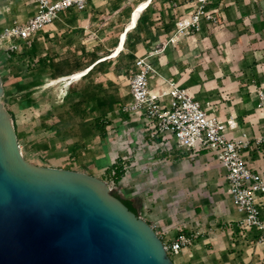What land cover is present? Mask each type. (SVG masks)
<instances>
[{
  "label": "crops",
  "instance_id": "obj_1",
  "mask_svg": "<svg viewBox=\"0 0 264 264\" xmlns=\"http://www.w3.org/2000/svg\"><path fill=\"white\" fill-rule=\"evenodd\" d=\"M123 1L126 0H114L110 10L107 11L108 16H110L108 20L107 17L102 20L101 15L98 16V13L91 10L93 8L96 10L99 7L105 8L103 0H87L86 8L78 12L73 21H70L71 13L69 10L62 11L46 27L45 31L53 29L52 33L58 34L62 28H68L63 32L61 42L52 40L53 53L51 55L57 52L55 60L66 64L70 68L69 74L51 78L46 76V74L48 75L46 72V74L40 75L41 79L48 77L58 81L60 78L74 73V68L70 66L73 60H69L71 62L67 64L65 63L67 60L65 62L61 60V54L65 51L64 49L78 48L80 44L85 45V50L90 54L93 49L97 50L101 56L97 61L112 60L113 64L116 56L109 57V55L112 54L117 45L107 48L109 54L105 56V51L101 50L99 40L109 38V43H111L117 34L113 33L111 36L107 34L120 23L123 25L122 30H125L128 22L123 23L122 20L127 14V9H123V7L117 9L118 4H123ZM143 1L145 0H137L136 2L139 4ZM149 6L152 11L151 19L154 23L157 19L166 22V10L170 13L172 11L168 2L161 3L158 0H150L138 17L141 14L146 15L148 13L146 9ZM211 6L214 12H219L222 16L223 24L215 25V23L201 20L198 28L180 36L175 43H168L164 47L162 42L169 33H161L159 32L161 28L151 26L150 32L144 33L145 41L137 45L135 55L150 54L152 64L158 72L157 75L150 78L151 87H156L159 84V86L167 88L166 80L174 81L197 99L202 107L208 108L210 111L213 110L224 120L232 118L236 127L228 135L238 138L245 137L249 140L248 146L243 148V154L249 164L264 175V100L260 101L258 97L259 91L264 92V0H214ZM116 10L119 11L117 14H115ZM34 12L35 3L32 0H0V31L3 27L10 25L13 20L23 21ZM45 35L48 33L46 32ZM188 44L190 45L188 49H179ZM157 46L162 47L163 52L158 55L151 53ZM212 46H215L221 55L218 56L219 58L214 57L213 60L207 62V67L203 68L199 64L198 57L209 52V47ZM81 58L82 53H78L72 59L78 62ZM91 66L92 61L83 69L85 73ZM91 77L94 81L104 85L109 77L115 82L113 86H118L115 96L119 101L115 109L108 113V116L111 117V125H115L114 129L105 138L99 137L96 133L93 134L87 147L77 150L78 153L75 158L69 159L68 154L71 151L73 140L71 138L65 140L55 138L53 131L45 128L40 121V115L46 113L52 104H57L61 100L58 102L50 101L46 110L37 113L39 122H36L35 118L33 120L34 132L50 131V136L43 138V140H35L31 150H36V153L43 152L47 148L44 143L48 140L51 148H54L56 141L63 142L65 144L61 150L53 154L55 160L67 159L72 165L78 163L79 167L90 170L91 174H100L101 176L108 163L105 161L104 153L92 154L91 146L95 141L94 138L98 137L100 141H103V147H105L104 144L108 138L120 133L121 130L122 135H118L119 140L129 138L131 144L132 141L136 140V134L144 131V122L142 119L134 118L136 116H129L128 113L123 112L118 107L130 100V94L126 86H121L120 81L117 80L119 78L111 70V67L108 72H98L97 75ZM43 80L33 87L36 102L27 108L33 109L41 104L42 93L37 89L42 86ZM75 81H81V78ZM221 82L224 83L223 86H220ZM216 88L224 91L227 96L222 99ZM50 89V87L47 88V91ZM50 121L51 118H47L44 122L48 124ZM258 137L261 138L259 142L256 141ZM149 140L151 144L147 146L148 150L143 149L141 151V153L143 152V161H145L143 167L149 160L156 159L165 161L163 163L164 171L173 170L175 167L174 178H178L179 181H176L178 186H165L157 190L159 196L169 197L171 194L173 200L166 199V202L169 201L166 212L163 211L156 215L146 212V210L144 212V204L142 205V201L151 196V191L156 187L154 184H151L152 186H139L143 194L125 192L124 189L126 190V188L122 189V194L140 200L138 206L140 214L149 223L154 224V229L162 241H169L178 234L174 228L175 223L180 221L187 233V225L195 224L194 228H198L199 234L190 245L183 247L179 254L173 256L174 263L264 264V240H258L259 232L257 229L244 230L240 228L238 220L241 214L236 210L227 192L225 169L216 160L214 154L209 150L192 152L179 147L176 157L173 160H166L169 155L171 156L170 149L173 148L174 141L169 138L164 140V144H161L160 138ZM144 144H148L147 141ZM104 152L106 153V150ZM107 152H109L110 158L115 157L112 155V151ZM179 152L182 154H178ZM134 154L133 151L127 155L122 153L120 156L125 159L133 157ZM70 168L76 169L77 167L70 166ZM147 170L150 172V176H153L162 169L160 165V167L153 168L147 166ZM259 198L261 200L259 204L260 216L264 219V194H259ZM175 199L177 202L174 203ZM165 201H163L164 204H166ZM142 212L144 213L142 214ZM191 229L193 228L191 227Z\"/></svg>",
  "mask_w": 264,
  "mask_h": 264
},
{
  "label": "water",
  "instance_id": "obj_2",
  "mask_svg": "<svg viewBox=\"0 0 264 264\" xmlns=\"http://www.w3.org/2000/svg\"><path fill=\"white\" fill-rule=\"evenodd\" d=\"M3 95L0 75V264H175L107 180L28 160Z\"/></svg>",
  "mask_w": 264,
  "mask_h": 264
},
{
  "label": "built area",
  "instance_id": "obj_3",
  "mask_svg": "<svg viewBox=\"0 0 264 264\" xmlns=\"http://www.w3.org/2000/svg\"><path fill=\"white\" fill-rule=\"evenodd\" d=\"M35 12L23 21L13 22L2 28L1 37H16L30 44L36 34L45 31L62 11L86 8L87 0H32ZM196 3L191 11L174 20L172 32L163 41V47L175 43L180 36L198 28L202 19L216 21L214 11L208 9L209 0H193ZM16 46L9 43L5 49ZM156 67L146 55H139L129 69L128 85L131 100L121 107L122 110L140 117L144 122L143 130L150 137L164 140L172 139L176 146L197 152L211 151L219 164L225 169L227 192L238 213L241 229L258 230V240H264V219L260 216L259 194H264V175L251 166L243 154L249 140L245 137L229 136L236 127L232 118L222 119L218 114L201 106L187 90L171 80L168 87H151L150 78L157 75ZM260 101L264 92L259 91ZM261 141V138H256ZM154 228V224H151ZM199 231L179 232L173 239L162 241L168 255L179 254L183 247L190 245ZM169 255V256H170Z\"/></svg>",
  "mask_w": 264,
  "mask_h": 264
},
{
  "label": "rangeland",
  "instance_id": "obj_4",
  "mask_svg": "<svg viewBox=\"0 0 264 264\" xmlns=\"http://www.w3.org/2000/svg\"><path fill=\"white\" fill-rule=\"evenodd\" d=\"M137 0H126L123 1V4H118V8H122L123 9H127L129 17L131 16L132 10L134 9V7L137 5ZM225 2V1H224ZM103 3L105 4V8H96V10H94L95 8L91 9L93 10L95 13H98V16L101 15V19L104 20V18L107 17V20L110 18L109 13L107 12L108 10H110L111 6L114 3V0H103ZM214 3V0H209L208 5L209 8L208 9H213L211 8L212 4ZM196 3L193 0H175L174 4L172 5V11L171 13L166 10V18L167 21L163 22L161 19H157L153 24V26H155L156 28H161L159 32H172L173 27L172 24L174 26V20L175 18H177L178 16L185 14L189 11H191L193 8H195ZM169 9V8H167ZM119 10V9H118ZM117 12L119 11H115V14H117ZM214 16L216 17V21L212 23H215V25H220L223 24L222 21V16L219 14V12H214ZM205 21H208L206 19H202ZM211 22V21H208ZM214 26V25H213ZM212 26V27H213ZM68 29V28H67ZM62 28L61 32L58 34L52 33L54 30L53 29H47V31H42L38 34H36V49L39 51L40 54L45 55V53L47 51H49L51 54L53 53V47L51 48L52 45V40H55L57 42H61V39L63 38V32H65V30ZM123 29V25H121V23L119 25H116L115 27H113V29L107 34L108 36L112 35L113 33L117 34V40L119 41L120 39V32ZM162 30V31H161ZM46 32L48 33V35H45ZM51 32V33H49ZM210 33V32H209ZM167 37V36H166ZM165 37V39H166ZM79 40H81V38H79ZM17 41L16 37H1L0 38V50H4L5 46L9 43H15ZM100 41V45H101V50L104 52L107 50V48H111V43H109V38H104L99 40ZM165 41V40H164ZM19 43V42H18ZM163 43V42H162ZM82 44H80L79 46H81ZM189 44L188 45H184L181 46L179 49L181 50H186L189 48ZM21 49V44L17 47V51L20 52ZM65 51L61 54V60H64L65 63L69 64L68 62H71L69 60H73L72 63L70 64L71 67L74 68V72L76 71H81L83 70L93 59L92 54H90L87 50H83L82 52L80 51L81 49L79 48H68V49H64ZM221 50V49H218ZM209 52L204 53L202 56L200 55L198 57L199 60V64L203 67L206 68L207 67V62H209L210 60H213V58H219L218 56L221 55V52H217V48H215V46L209 47ZM163 52V48L160 46L155 47L151 53H156L161 54ZM78 53H82V58L77 62V60L72 59L75 54ZM147 58L150 60L151 63H153V61H151L150 59V54L146 55ZM3 64L1 62L0 59V75L5 77V81H4V85L12 90H15L13 88H11L13 86V84H15L16 82L22 83L23 80H29V75H27V77L23 76L21 77V71H23L24 67L22 65V63L15 61V58H11L10 60H8L5 63V67L3 68L2 65ZM12 65V67H10ZM46 74V73H45ZM46 76H48L46 74ZM44 79V80H43ZM41 80H43V84L41 87H39V92L42 93V99H41V104L37 107H34L33 109H29V108H23L22 106H20L18 103L15 102H10L7 101V106L6 108L12 109V111L14 112L15 118L17 120V128L20 134V138L19 140V144H20V148L21 151L23 152L24 156L35 163L38 164H42V165H48V166H57V167H63V168H70L75 166L77 167L76 170H80V171H84L87 173H91L90 170L88 169H84L83 167H79L77 164L72 165L71 162L67 161V159L61 161V160H55V158L53 157V154H56L57 152H59V150H61V148L64 146L65 143L63 142H59L56 141L54 144V148L50 147V141H45L44 144H46L47 148L43 151V152H37L36 150H31V148H33L32 144L35 140H43V138H48L50 136V131H40V132H34V125L30 120L31 116L35 115V121L39 122L38 119V115L37 113H39L40 111H44L47 109V107L49 106V102L50 101H54V102H58L62 99L63 93L65 91V87L68 83L67 79H62V80H51L48 77H43ZM118 81H120L121 86L123 87H127L129 88L128 85V78H123V79H117ZM224 83L221 82L220 86H223ZM51 88L49 91H47V88ZM217 92L220 94V97L222 99H224L227 95L224 93V91L219 90L218 88H216ZM37 94V93H36ZM126 103V102H125ZM122 103L120 105V107L123 106ZM125 113H128L127 111L122 110ZM213 111V110H212ZM32 113H34L32 115ZM129 116H136L134 114H130L128 113ZM122 117V116H120ZM137 118L138 120H141V118L139 117H134ZM144 126V125H143ZM115 127V125H110V130H113ZM114 133V132H113ZM119 134L122 135V131L120 130V133H116L115 135H112L111 137L108 138V140L106 141V143L104 144L105 147H103V141H100V139L98 137L94 138V142L91 146V152L93 155H98V154H105V161L106 163L110 164L113 160H115L116 157H121L120 155L123 153L124 155L130 154L134 151V156L133 157H128L125 158L127 159V163L126 165V169H125V173L123 175V177L121 178V180L118 183L113 184L112 182H109V186L111 188V191H117L122 193V189L126 188V190L124 189V191H130V192H135L136 194H143V192H141V187L139 186H152L151 184H154V186H156L154 188L151 194V196H148L147 198H145V201H142V205L144 204V212L146 210V212H150L153 214H159L163 211L166 212V207L168 206V202L169 201H165L166 199H170L173 200L171 194H169V197H161L159 196V194L157 193V190L161 187H165V186H178L176 184V181H179L178 178H174L175 174H176V170L175 167L174 169L167 171H164V165L163 163L165 162L164 160L161 159V161H159V159L156 160H149L148 163H145V167H143V163L145 161H143V157H142V153L141 151L144 150H148L147 146L149 144H151V141L149 139H154V137H150V135H148L145 131H142V133H138L136 134V140L132 141L133 143L130 144L129 138H125V140H119ZM126 137V136H125ZM148 144H144V142H146ZM173 141H171L172 143ZM43 143V142H42ZM174 143V142H173ZM172 143V144H173ZM175 144V143H174ZM173 144V148H171L170 152H171V156L169 155L168 158H166V160H173L174 157H176L177 154V148H179L178 146H174ZM30 146V149H29ZM180 149V148H179ZM104 150H106V153L104 152ZM122 153H121V151ZM107 151H112V155H114L115 157L110 158L109 152ZM130 152V153H128ZM153 152V151H152ZM178 154H182V153H178ZM178 156V155H177ZM124 159V158H123ZM174 163V162H172ZM161 165V171L156 172L153 176H150V172L147 170V166L148 168H153L156 166L160 167ZM168 166V165H167ZM170 166V165H169ZM72 169V168H71ZM75 169V168H74ZM178 169V167H177ZM134 172V173H133ZM103 173V172H102ZM101 173V174H102ZM132 174V175H131ZM97 176L101 177L100 174H97ZM125 177V178H124ZM124 178V179H123ZM173 195V194H172ZM143 197V195H142ZM164 198V199H163ZM168 199V200H169ZM178 199V198H177ZM166 202V204H164V202ZM177 202V200L175 199L174 203ZM142 212V214L144 213ZM139 215L141 217H143L140 212ZM155 222V221H154ZM153 222V223H154ZM156 224V222H155ZM183 224L179 221L178 223L174 224V228H176V231L179 232H185L184 227L182 226ZM191 227L193 229H195L196 231H199L198 228H194L195 224H193L192 226L190 224L187 225V231L188 233L191 232L193 229H191ZM172 228V229H174ZM200 232V231H199ZM187 233V232H185ZM170 255V254H169ZM171 258H173L172 255H170Z\"/></svg>",
  "mask_w": 264,
  "mask_h": 264
},
{
  "label": "trees",
  "instance_id": "obj_5",
  "mask_svg": "<svg viewBox=\"0 0 264 264\" xmlns=\"http://www.w3.org/2000/svg\"><path fill=\"white\" fill-rule=\"evenodd\" d=\"M158 1L161 3L168 2L169 6L172 7L175 0ZM68 10L69 13H71L70 21H73L77 17V13L84 9L81 11L75 9ZM121 11L124 12L123 10ZM146 12L148 13H146V15L141 14L137 18L134 27L126 32L123 47L117 53L113 64L112 60L97 61L101 56L98 54L97 50L93 49L91 51L93 56L92 66L87 73L81 76V81L69 82L65 87L61 101L57 104H52L46 113L40 115L41 124L45 128L52 130L55 138L62 140L71 138L73 140L71 143V151L68 154L69 159L73 160L78 153L77 150L85 149L87 147L93 134L96 133L99 137L105 138L111 131V117L108 116V113L115 109L119 101L115 96V91L118 90V86H113L115 82L109 77L104 85L101 82L94 81L91 76L97 75L98 72L106 73L111 67V70L115 73L117 78H127L129 69L133 67L134 61L137 57L135 55L137 45L145 41V34L150 32L149 28L154 24L151 19L152 11L150 6L146 9ZM128 21L129 14L127 11L122 22L127 23ZM156 34H158V32H156ZM36 39L37 38L34 37L31 43L27 44L24 40L17 38V41L13 43L16 46L15 49L0 50V59L3 63L1 64L3 68L8 60L15 58V61L22 63L24 67L23 71H21V77H27V75L30 77L29 80H23L22 83L18 84L16 82L13 84L11 88L15 87V90L9 89L3 84L4 99L18 103L23 108L30 107L36 102V98L33 95V87L42 82V80H40L41 74L47 72L49 77L56 78L60 75L69 74L68 71L70 69L63 62L55 60L57 52H54V55H51V53L47 51L45 55L42 56L36 49ZM117 43V38H113L111 47H115ZM20 44L21 49L20 52H18L17 47ZM78 48L81 49L80 51L82 52L86 49V46L81 45ZM108 54L109 50H106L104 55L106 56ZM10 67H12V65ZM1 78L4 83L5 77L1 76ZM7 110L13 118L15 131L19 139L20 134L17 128V120L14 112L9 108ZM34 118V115L31 116L29 121L32 122ZM47 118H51V121L48 124H45L44 121ZM127 161V159L116 157L115 160L105 166L101 178L107 180L108 184L109 182H112L113 184L118 183L125 173V164ZM112 193L120 198L130 210L139 215V199L131 196H124L117 191H112Z\"/></svg>",
  "mask_w": 264,
  "mask_h": 264
},
{
  "label": "bare ground",
  "instance_id": "obj_6",
  "mask_svg": "<svg viewBox=\"0 0 264 264\" xmlns=\"http://www.w3.org/2000/svg\"><path fill=\"white\" fill-rule=\"evenodd\" d=\"M149 2H150V0H145L143 2H140L139 4H137L134 7V9L132 10L131 16L129 17V21L126 25L125 30H122L120 32V39H119L120 42L117 44L116 48L113 50L112 54L109 55V57L116 56L117 53L122 49L123 41H124L126 32L134 27L139 13L149 4ZM84 74H85V70H81V71L74 72V73H72L69 76H66L64 78H60V80L67 79L68 83H69V82L78 80Z\"/></svg>",
  "mask_w": 264,
  "mask_h": 264
}]
</instances>
